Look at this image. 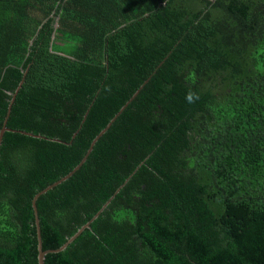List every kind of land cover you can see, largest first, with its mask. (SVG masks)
<instances>
[{
  "label": "trees",
  "instance_id": "1",
  "mask_svg": "<svg viewBox=\"0 0 264 264\" xmlns=\"http://www.w3.org/2000/svg\"><path fill=\"white\" fill-rule=\"evenodd\" d=\"M4 125L0 264H264V0H0Z\"/></svg>",
  "mask_w": 264,
  "mask_h": 264
},
{
  "label": "water",
  "instance_id": "2",
  "mask_svg": "<svg viewBox=\"0 0 264 264\" xmlns=\"http://www.w3.org/2000/svg\"><path fill=\"white\" fill-rule=\"evenodd\" d=\"M113 120H111L110 122H108L106 128H104L103 130H101L100 134L97 135L94 139H93V143H95V141L99 138V136L104 133L106 131V129L111 125ZM8 130V128L5 127V125L1 128L0 130V144H1V139H2V136H3V133ZM28 134V133H27ZM86 157L83 158V160L85 159ZM72 172H69L66 176L62 177L59 181L49 185L48 187H46L45 189H43L42 191H40L38 194H36L33 198V202H32V206H33V211H34V214H35V223H36V227H37V236H38V261H39V264H44V256L46 253L48 252H56V251H60V250H63L66 248V246L77 236V234L86 226H88V224H85V226L83 228H81L79 230V232H77L75 235L71 236L70 238L67 239V241L58 249L56 250H42V247H41V237H40V231H39V221H38V216H37V208H36V205H35V201L37 199V197L39 196V194L41 193H44L46 192L48 189H50L51 187H53L54 185H57L58 183H60L61 181L65 180L67 177H69L71 175Z\"/></svg>",
  "mask_w": 264,
  "mask_h": 264
},
{
  "label": "clouds",
  "instance_id": "3",
  "mask_svg": "<svg viewBox=\"0 0 264 264\" xmlns=\"http://www.w3.org/2000/svg\"><path fill=\"white\" fill-rule=\"evenodd\" d=\"M185 99L187 100V102L192 103L193 100L195 99L194 93H192L191 91H189L186 94Z\"/></svg>",
  "mask_w": 264,
  "mask_h": 264
}]
</instances>
